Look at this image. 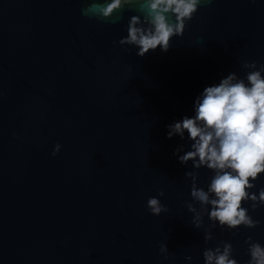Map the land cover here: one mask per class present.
I'll return each instance as SVG.
<instances>
[{"label":"water","instance_id":"water-1","mask_svg":"<svg viewBox=\"0 0 264 264\" xmlns=\"http://www.w3.org/2000/svg\"><path fill=\"white\" fill-rule=\"evenodd\" d=\"M92 2L0 0V264H204L220 241L246 264L247 237L264 245V205L242 204L256 227L217 224L205 243L185 202L205 227L211 205L192 200L196 170L173 154L192 141L167 125L193 115L205 86L246 79L242 61L264 64V0L201 4L166 53L144 57L118 43L139 5L100 20L82 14ZM198 171L207 190L215 173ZM150 196L169 211L153 215Z\"/></svg>","mask_w":264,"mask_h":264},{"label":"clouds","instance_id":"clouds-1","mask_svg":"<svg viewBox=\"0 0 264 264\" xmlns=\"http://www.w3.org/2000/svg\"><path fill=\"white\" fill-rule=\"evenodd\" d=\"M210 0H107L96 3L95 0L87 8L82 9L85 16H95L100 20H108L113 14L138 4V12L127 22V35L120 38V45L136 48V55L144 57L149 51L159 48L167 52L174 36H182L188 21L198 11L201 4ZM169 14L175 17L169 21ZM113 41V44H116ZM242 68L251 69L246 79L240 78L236 72L223 76L218 83L205 86L195 98L193 115H185L182 119L167 125V137L171 139L179 135L181 139L185 131L192 141L189 150L179 145L174 150L181 164L192 163V169L186 177L191 178L190 195L207 208V216L211 221L204 226L203 216L197 212L192 203L185 202L189 212L193 213L192 224L196 228H204L205 243L213 240L212 229L217 224L233 235L234 229L243 225L256 227L260 221L249 215L243 203L251 201V209L264 205V188L257 192L256 187L260 174L264 173V64L257 67L256 61H242ZM61 148L56 144L52 155ZM182 153V154H181ZM206 167L214 171V176L207 190L197 185L199 169ZM214 195V198L210 197ZM163 196V190H159ZM147 208L153 215L166 213L169 208L161 203L158 196H150ZM248 245L249 260L246 264H264V245L253 241L249 236L245 240ZM160 252L165 259L169 258L166 244L160 245ZM204 264H239L233 257V245L229 241H220L214 248L207 247L202 253ZM191 261V256H186Z\"/></svg>","mask_w":264,"mask_h":264}]
</instances>
